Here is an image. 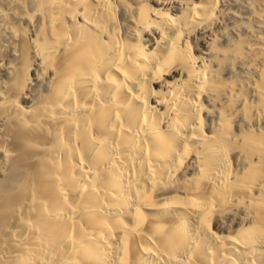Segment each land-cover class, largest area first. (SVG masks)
<instances>
[{
  "label": "bare ground",
  "instance_id": "bare-ground-1",
  "mask_svg": "<svg viewBox=\"0 0 264 264\" xmlns=\"http://www.w3.org/2000/svg\"><path fill=\"white\" fill-rule=\"evenodd\" d=\"M0 264H264V0H0Z\"/></svg>",
  "mask_w": 264,
  "mask_h": 264
}]
</instances>
